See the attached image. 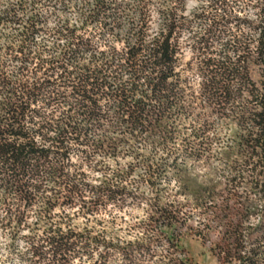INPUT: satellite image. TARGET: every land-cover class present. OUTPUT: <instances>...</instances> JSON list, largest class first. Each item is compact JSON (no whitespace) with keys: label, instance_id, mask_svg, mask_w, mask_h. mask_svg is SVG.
I'll return each instance as SVG.
<instances>
[{"label":"trees","instance_id":"1","mask_svg":"<svg viewBox=\"0 0 264 264\" xmlns=\"http://www.w3.org/2000/svg\"><path fill=\"white\" fill-rule=\"evenodd\" d=\"M188 1L0 0V229L9 230L10 251L27 230L21 259L107 264L117 254L120 264L152 261L153 241L119 240L97 217L127 204L130 176L140 168L137 187L153 192L151 222L164 218L173 227L177 207L164 206L161 191L170 178L194 202L214 195V187L188 192L185 181L189 160L210 143V124L193 113L197 103L231 112L242 163L231 162L226 184L244 183L264 201V171L253 161L264 159V82L251 77L254 67L264 77V0H196L186 13ZM247 7L255 20L239 16ZM186 45L192 58L183 64ZM194 68L198 92L187 76ZM120 156L129 161L121 165ZM95 172L100 177L90 180ZM245 201L249 216L256 207ZM247 259L241 264L255 263Z\"/></svg>","mask_w":264,"mask_h":264},{"label":"rangeland","instance_id":"2","mask_svg":"<svg viewBox=\"0 0 264 264\" xmlns=\"http://www.w3.org/2000/svg\"><path fill=\"white\" fill-rule=\"evenodd\" d=\"M196 5V0H189L186 13L193 11ZM149 13L151 19L149 32L153 35L158 26V14L154 6L150 7ZM239 16L250 20H255L257 17L256 11L250 7H247ZM68 17L71 23L78 22L74 10H71ZM53 24L54 20L50 19L48 25ZM188 37V33L182 35V44L187 43ZM182 52V63L185 64L191 60L192 53L188 46L184 47ZM187 76H189L193 90L198 92L200 79L196 69L190 71ZM251 77L258 84L264 82V77L260 75L257 67L253 68ZM193 113L203 116L210 124L208 133L210 143L207 151L201 153L203 156L189 160L185 181L189 185L188 192H195L202 186L214 187V195L207 198L205 203L194 202L186 197L187 193L182 184L170 178L172 173L169 172L167 176L170 179L161 185L162 202L164 206L173 204L177 207L176 219L173 221V227L168 225V220L164 218L159 219L158 222H151L148 203L153 198V192L146 184L137 187L135 176H141L144 172L140 168L136 174L130 176L129 180L132 185L130 190L133 195L127 204L121 208L109 205L106 212L97 217L103 222L101 228H106L111 236L122 241H153L151 246V252L154 253L153 260L138 261L135 264H180L181 259L187 264H241L242 260L247 258L254 259V264H264V201L257 195V190L251 189L244 183L239 184L238 188H232L226 184L225 178L229 176L231 162L238 160L239 164L242 163V158L234 149L236 148L234 147V136L239 133V130L234 125L231 112L228 110L222 112L214 107H207L204 103H197ZM181 131L183 137L188 136L189 121L182 124ZM183 146V142L177 143L180 150ZM142 152H145L144 148ZM161 156L163 157L159 154L156 158L159 160ZM75 159L73 157V161ZM167 159L169 160L170 157ZM179 159L182 160L183 157L179 156ZM127 161L129 159L126 156L118 158L121 165ZM253 161L258 163V170L263 172L264 159L256 157ZM108 164L111 168L114 166L113 162L108 161ZM248 175H250L248 181L253 182L255 176L247 172L245 176ZM99 177L100 172L89 175L90 180H96ZM134 196L145 198L146 201H132ZM245 197H249L252 206L256 207V211L249 216L244 210L248 205ZM106 213L115 216L113 220L107 218ZM32 220V217L28 219L29 222ZM76 222L84 224L86 219L79 217ZM26 233L27 230H23L17 238L18 250L10 251L8 248L11 243L9 230L0 229V264H29L19 255V251L25 248L22 237ZM135 255L139 258L142 254L136 253ZM73 264L90 263L75 261ZM107 264H120L119 256L114 254Z\"/></svg>","mask_w":264,"mask_h":264}]
</instances>
